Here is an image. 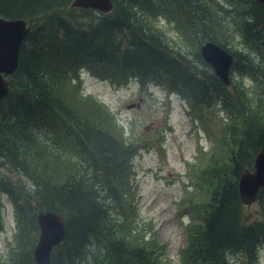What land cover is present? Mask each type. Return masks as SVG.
<instances>
[{
  "label": "trees",
  "instance_id": "1",
  "mask_svg": "<svg viewBox=\"0 0 264 264\" xmlns=\"http://www.w3.org/2000/svg\"><path fill=\"white\" fill-rule=\"evenodd\" d=\"M72 1L0 0L1 18L30 27L0 102V231L2 199L14 219L0 264H34L36 216L46 211L65 223L50 264L171 263L151 224L137 219L132 164L153 145L162 153L163 135H125L105 104L83 95V73L115 89L134 82L140 93L151 85L175 95L208 141L184 174L193 194L179 202L190 209L179 264H259L264 188L260 217L249 222L237 181L264 147V8L253 0H110L112 10L98 14L70 9ZM158 17L178 42L165 39ZM205 42L231 55L229 87L201 60Z\"/></svg>",
  "mask_w": 264,
  "mask_h": 264
},
{
  "label": "rangeland",
  "instance_id": "2",
  "mask_svg": "<svg viewBox=\"0 0 264 264\" xmlns=\"http://www.w3.org/2000/svg\"><path fill=\"white\" fill-rule=\"evenodd\" d=\"M156 26L170 42L181 39L174 26L164 18L158 17ZM79 77L83 95H91L105 104L115 115L118 124L122 125L125 135L132 130L134 134L160 131L163 135L160 146L162 153L153 145L132 161L136 182L135 203L139 223L151 224L155 242L161 245L164 256L170 260V264H179L178 251L186 245L184 228L190 212L189 207L184 210L179 202L185 193L193 194L191 187H183L187 183L184 174L196 152L201 150L199 147L207 149L208 141L202 132L191 128L186 105L175 95H167L164 90L151 85L140 93L134 82L115 89L86 73ZM139 99L138 108H127ZM2 203L0 257L4 253V242L11 241L14 231L12 207L5 199H2ZM244 208L247 221L260 217L257 203ZM147 232L150 233V230ZM258 260L259 264H264L262 250L258 253Z\"/></svg>",
  "mask_w": 264,
  "mask_h": 264
},
{
  "label": "water",
  "instance_id": "3",
  "mask_svg": "<svg viewBox=\"0 0 264 264\" xmlns=\"http://www.w3.org/2000/svg\"><path fill=\"white\" fill-rule=\"evenodd\" d=\"M264 8V0H253ZM70 9L91 10L98 14H108L112 10L110 0H73ZM30 27L22 19L0 17V102L9 91L7 78L17 69L21 44ZM201 60L211 69L218 81L229 87L231 55L211 42L199 48ZM133 105L127 108H132ZM264 188V147L258 149L253 158L251 171L243 170L237 181V194L240 204L248 207L256 201L258 192ZM37 239L32 248L34 264H50V254L64 238L65 223L58 214L46 211L36 216Z\"/></svg>",
  "mask_w": 264,
  "mask_h": 264
},
{
  "label": "bare ground",
  "instance_id": "4",
  "mask_svg": "<svg viewBox=\"0 0 264 264\" xmlns=\"http://www.w3.org/2000/svg\"><path fill=\"white\" fill-rule=\"evenodd\" d=\"M64 236H65V235H64ZM63 239H64V238H63ZM62 241H63V240H62ZM62 241H61V242H62ZM61 242H60V243H61ZM60 243H59V244H60ZM59 244H58V245H59ZM58 245H57V246H58ZM57 246H56V247H57Z\"/></svg>",
  "mask_w": 264,
  "mask_h": 264
}]
</instances>
